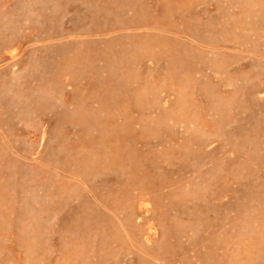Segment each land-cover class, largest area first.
I'll return each mask as SVG.
<instances>
[{
  "label": "rangeland",
  "instance_id": "1",
  "mask_svg": "<svg viewBox=\"0 0 264 264\" xmlns=\"http://www.w3.org/2000/svg\"><path fill=\"white\" fill-rule=\"evenodd\" d=\"M0 264H264V0H0Z\"/></svg>",
  "mask_w": 264,
  "mask_h": 264
}]
</instances>
